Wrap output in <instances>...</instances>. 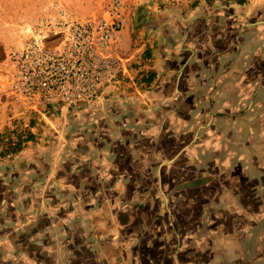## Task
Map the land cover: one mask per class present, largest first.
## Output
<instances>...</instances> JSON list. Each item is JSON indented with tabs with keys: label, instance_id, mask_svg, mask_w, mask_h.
<instances>
[{
	"label": "rangeland",
	"instance_id": "obj_1",
	"mask_svg": "<svg viewBox=\"0 0 264 264\" xmlns=\"http://www.w3.org/2000/svg\"><path fill=\"white\" fill-rule=\"evenodd\" d=\"M101 19L118 24L104 42ZM257 89L264 0H0V197L18 195L33 165L54 179L98 148L148 177V226L191 240L201 229L184 260L245 264V213L264 211V155H245L264 147L245 140V123H264L248 108ZM195 177L206 181L182 186Z\"/></svg>",
	"mask_w": 264,
	"mask_h": 264
},
{
	"label": "crops",
	"instance_id": "obj_2",
	"mask_svg": "<svg viewBox=\"0 0 264 264\" xmlns=\"http://www.w3.org/2000/svg\"><path fill=\"white\" fill-rule=\"evenodd\" d=\"M252 89L245 84V95H252ZM257 90L248 108L264 112L258 110L264 108V89ZM246 139L264 141V123H245ZM245 150V155H264L260 144ZM99 152L88 149L81 170H72L78 162L69 157L65 170H50L56 172L54 179L53 173L49 175L50 180H42V164L33 165L35 178L19 186L18 195L8 192L6 198L0 197V264H190L184 260L186 250L196 247L186 248L185 243L201 242V229H194L191 240L184 230L172 233L164 225L148 226L153 222L148 197L137 194L139 181L148 177L140 176L138 162L116 169ZM141 170L149 171L148 167ZM203 178L184 181L182 186L195 188L206 181ZM137 208L146 213L144 220ZM257 252H264V211H247L245 264H251L250 253ZM252 264H264V259Z\"/></svg>",
	"mask_w": 264,
	"mask_h": 264
},
{
	"label": "built area",
	"instance_id": "obj_3",
	"mask_svg": "<svg viewBox=\"0 0 264 264\" xmlns=\"http://www.w3.org/2000/svg\"><path fill=\"white\" fill-rule=\"evenodd\" d=\"M117 23L111 19H101L95 25L96 38L100 42L108 40L117 30Z\"/></svg>",
	"mask_w": 264,
	"mask_h": 264
},
{
	"label": "water",
	"instance_id": "obj_4",
	"mask_svg": "<svg viewBox=\"0 0 264 264\" xmlns=\"http://www.w3.org/2000/svg\"><path fill=\"white\" fill-rule=\"evenodd\" d=\"M185 185V184H184Z\"/></svg>",
	"mask_w": 264,
	"mask_h": 264
}]
</instances>
